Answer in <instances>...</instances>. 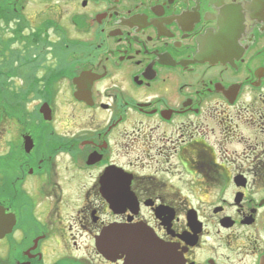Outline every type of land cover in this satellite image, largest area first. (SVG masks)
I'll list each match as a JSON object with an SVG mask.
<instances>
[{
    "label": "flooded vegetation",
    "instance_id": "obj_1",
    "mask_svg": "<svg viewBox=\"0 0 264 264\" xmlns=\"http://www.w3.org/2000/svg\"><path fill=\"white\" fill-rule=\"evenodd\" d=\"M0 264H264V0H0Z\"/></svg>",
    "mask_w": 264,
    "mask_h": 264
},
{
    "label": "water",
    "instance_id": "obj_2",
    "mask_svg": "<svg viewBox=\"0 0 264 264\" xmlns=\"http://www.w3.org/2000/svg\"><path fill=\"white\" fill-rule=\"evenodd\" d=\"M126 201H129V199L124 198L123 203ZM124 232L125 233H131L133 231H131V228H125ZM112 234H114V233H112ZM142 235H144L146 237V240L149 239V237L147 238L145 233ZM98 247H99V250L107 257H114L116 254V249L118 248V246L116 245V240L114 238V235L111 237L109 235H106L103 238H101L98 242ZM122 248L124 251L127 252V255L130 257V259H132V262H133L134 253H133L131 245L122 244Z\"/></svg>",
    "mask_w": 264,
    "mask_h": 264
}]
</instances>
